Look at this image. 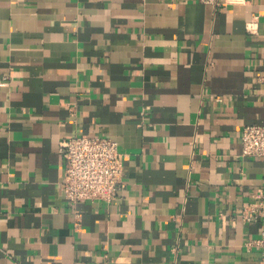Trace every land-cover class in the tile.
I'll list each match as a JSON object with an SVG mask.
<instances>
[{
    "label": "crops",
    "instance_id": "0c3cea01",
    "mask_svg": "<svg viewBox=\"0 0 264 264\" xmlns=\"http://www.w3.org/2000/svg\"><path fill=\"white\" fill-rule=\"evenodd\" d=\"M263 72L264 0H0V264H264ZM76 134L117 142L113 201L64 198Z\"/></svg>",
    "mask_w": 264,
    "mask_h": 264
},
{
    "label": "built area",
    "instance_id": "2783aa9c",
    "mask_svg": "<svg viewBox=\"0 0 264 264\" xmlns=\"http://www.w3.org/2000/svg\"><path fill=\"white\" fill-rule=\"evenodd\" d=\"M218 7L222 0H202ZM231 2L235 0H229ZM256 17L246 23V30L256 29ZM264 91V72L258 76ZM241 154L246 157H264V122L243 126L240 136ZM59 152L64 161V178L61 190L65 199L72 204L81 201L111 202L125 188L122 177L117 142L102 135L76 134L59 142ZM254 203H245L240 212L243 222H260L259 236L248 240V248L259 249L264 263V187L256 191ZM75 216V226L79 218Z\"/></svg>",
    "mask_w": 264,
    "mask_h": 264
}]
</instances>
